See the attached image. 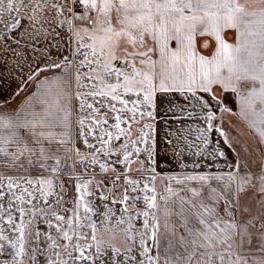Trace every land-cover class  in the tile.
<instances>
[{
	"label": "snow or ice",
	"instance_id": "snow-or-ice-1",
	"mask_svg": "<svg viewBox=\"0 0 264 264\" xmlns=\"http://www.w3.org/2000/svg\"><path fill=\"white\" fill-rule=\"evenodd\" d=\"M41 34L58 42L16 95L37 91L0 113V264H264V223L240 204L251 192L264 210V0H0V54ZM53 68H75L74 93L66 75L40 79ZM217 88L256 138L227 173L197 171L225 157L210 134L236 145L215 123L230 111ZM174 94L186 104L165 114L204 126L166 131L161 151L157 100Z\"/></svg>",
	"mask_w": 264,
	"mask_h": 264
},
{
	"label": "crops",
	"instance_id": "crops-1",
	"mask_svg": "<svg viewBox=\"0 0 264 264\" xmlns=\"http://www.w3.org/2000/svg\"><path fill=\"white\" fill-rule=\"evenodd\" d=\"M9 17L4 16L3 19L7 20ZM26 22V21H25ZM226 39L228 41H232L234 39V31H229L226 34ZM207 42L208 47H203V44ZM197 44H198V51L201 52L204 55H209L214 47V40H212L210 37L204 36V37H197ZM16 54H13L12 52H8L4 55L2 59L0 60V68L3 67L2 71L0 69V113L4 112H12L13 109H16L19 105L25 102V99L27 96L32 95L37 91L36 83L34 82H28L27 87H30L29 90H27V87L24 88L22 92L19 93V95H16L18 89L22 87V80L27 76V64H30V68H34L36 62L40 63V67L42 68L41 59L39 57L37 58L35 56L36 51L40 50L39 48L35 47V51L31 50L30 54L31 56H35V58L32 60L30 58L29 62L27 63L26 60L27 57V51L26 47L24 45L22 46H16L13 47ZM14 56V57H12ZM19 61V63H18ZM9 62L11 64L13 63L14 66V77L11 74V70L8 68ZM29 68V69H30ZM74 68L70 69V72L63 73V72H56L45 75L48 77H51L53 75L56 76H63L66 75L69 80L72 81V88L70 91L72 93L75 92V81H74ZM41 77L40 79H43ZM216 95L218 99L222 100L223 105H225L228 109H230L227 113H221L219 109L215 110V115L217 117L215 123L219 124L223 127V130L227 133L230 141L235 140L236 145L230 147L229 144H225L224 138L220 137L216 133H212L209 136V139L211 141V144L209 145L208 151H211L213 147H219L220 150L224 151L225 157L224 158H217L215 160L209 159L207 161V164H211L212 167L209 168L207 164L201 169H197V171H211L213 173H227L229 171H232L233 169L229 167V165H234L235 161L237 159V149L242 148L244 146H251L255 148L256 146V138L251 133V131L247 128L246 123L242 121L235 113L238 112V106L235 102V98L230 93H224L221 95V90L219 88L216 89ZM175 98L173 99L172 96H160L157 100L158 105V112L157 115L160 117L159 123L157 124L158 128V148L163 151L165 149V145L162 142V138L165 135V132L168 130H175V129H189V128H196V127H203L202 121H200L197 118H186V112H181L180 108H174L173 111L167 112L165 114V109L169 107V101L171 100L173 104H177L180 107H183L186 102L183 101L180 97V94H174ZM6 102V103H5ZM197 112H199V109H196ZM173 112L175 113V117H181V119H175L173 116ZM75 118V117H74ZM167 121V122H165ZM217 141H219V144H217ZM82 143L78 144V147L81 148V150H85ZM260 156L259 150L255 151L252 155V157L249 159V163L254 168L255 165L252 164V160L258 159ZM187 160L191 161L192 159H195V157L191 156L190 153H186ZM170 159V157H169ZM160 171H168V172H176L179 171L177 166L175 164L172 165L171 168H168L166 166H162L159 169ZM38 169H32L31 170V176L36 177L39 175ZM215 183V182H214ZM240 204L247 207L248 211L243 214V222L247 223L250 220L255 219L256 224V230L259 229V226L261 223H264V221H260L258 219L259 215L262 213L259 203L256 201L255 197L251 192H248L246 194H243L240 198ZM223 207V203L221 202V208ZM237 219H241V216L238 214Z\"/></svg>",
	"mask_w": 264,
	"mask_h": 264
},
{
	"label": "rangeland",
	"instance_id": "rangeland-1",
	"mask_svg": "<svg viewBox=\"0 0 264 264\" xmlns=\"http://www.w3.org/2000/svg\"><path fill=\"white\" fill-rule=\"evenodd\" d=\"M4 16L8 17L7 14H5ZM7 20H8V18H7ZM25 21L26 22H25L24 26H25V28H27L28 27V24H27V18L26 17H25ZM22 31H23V29H22ZM30 31H32V30H30ZM57 31H59V29H57ZM63 35H64V33L62 32L61 33V36H63ZM57 42H58V39H53V38L45 39L44 36H43V34H41L40 36L33 37L32 39H28L27 37H25L24 39L21 40V43H20L19 46L24 45L26 47V51H27L26 57L28 59V60H26L27 63H30L29 62L30 58L33 60L35 58V56H36L37 58L39 57V59H41L42 68H45V62L41 58V55L45 51V49L49 48L50 45H54ZM59 42L61 43V46L63 47L64 45L67 44V39H64L63 41H59ZM33 44L35 45V47H37V48L40 49V50H37L36 51L35 56H31V54H30V51L33 50V47H32ZM12 47H16V45L13 44ZM52 51H53V53H55V49L54 48L52 49ZM3 56L0 55V60L2 59ZM12 57H14V56H12ZM117 63H119V62H117ZM0 66H1V64H0ZM9 66L10 67L8 69L11 70V74L14 77L15 70H14L13 63L11 64V62H9ZM29 66H30V64L29 65L27 64V69H28L27 70V74H28V72L30 70L29 69L30 68ZM0 69L2 71L3 67H1ZM56 70L58 72H61L60 70L53 68V69H50V70H46L44 72V75L40 76V78L43 77V76H45V75H50V74L56 72ZM69 72H70V70H69ZM73 72H74V76H75V68H74V71ZM29 89H30V87H27V90H29ZM84 149H85V147H84ZM33 178H35V177H33ZM61 180L64 182L65 188L67 190V196H66V198H68V199L72 198L75 195L74 185L68 181V178L66 176H64V177H61L60 179L56 180L57 187L59 186V183H60ZM119 207H120V205H116L117 210L119 209ZM138 225H139V222H138ZM37 227L41 231L46 230V225L43 224V223L38 224ZM105 239H109V237H105ZM120 242L121 241H120L119 234H117V237L115 239V243L120 244Z\"/></svg>",
	"mask_w": 264,
	"mask_h": 264
}]
</instances>
